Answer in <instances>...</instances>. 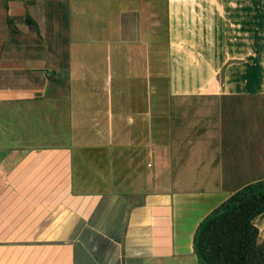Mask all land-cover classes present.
I'll return each mask as SVG.
<instances>
[{"label": "crops", "instance_id": "obj_1", "mask_svg": "<svg viewBox=\"0 0 264 264\" xmlns=\"http://www.w3.org/2000/svg\"><path fill=\"white\" fill-rule=\"evenodd\" d=\"M237 123L250 154L264 0H0V264H76L78 243L199 264L200 222L264 179Z\"/></svg>", "mask_w": 264, "mask_h": 264}, {"label": "trees", "instance_id": "obj_2", "mask_svg": "<svg viewBox=\"0 0 264 264\" xmlns=\"http://www.w3.org/2000/svg\"><path fill=\"white\" fill-rule=\"evenodd\" d=\"M263 214L264 179L235 191L196 229L193 252L199 264H264V239L254 223Z\"/></svg>", "mask_w": 264, "mask_h": 264}, {"label": "rangeland", "instance_id": "obj_3", "mask_svg": "<svg viewBox=\"0 0 264 264\" xmlns=\"http://www.w3.org/2000/svg\"><path fill=\"white\" fill-rule=\"evenodd\" d=\"M211 106L212 105L210 104V107ZM255 113H256V110L254 111L253 114H255ZM235 114H236V112H235ZM246 116H247V114H245L244 120L247 119ZM238 120L239 121L241 120V115L240 114H238ZM237 128H238V130H237ZM237 128H235V130H234L236 132L235 145L237 147L236 152L233 154L234 162L235 163L237 162L240 165V163L243 162V161H245V159L247 158L248 161H250V162L255 161V162H253L254 169H256V170L259 169L260 168L259 162H261L260 161L261 160V157L264 158V133L262 134V132L264 131L263 126L262 125L259 126V131H256L257 130L256 127L254 128V131H255V135H254V138H253V146H254V149L252 148V150H249L250 151V154L243 155V156H241V154L238 153V148L239 149H242L246 145L247 146H250V148H251V142H249L251 140V138H250V136L248 138H245V137H242L241 136V133H239L240 132V130H239L240 129L239 123H237ZM255 150H257L259 152L260 151H263V154H261L259 152L258 153H255ZM260 172H261L260 170L256 171V173H259L262 176L263 173H260ZM255 174H254V177H252V179L251 178L250 179H245V180L243 179V181H241V182H251V180L257 179V177H255L256 176ZM202 188H204V187H202ZM203 202L204 201H201V203H203Z\"/></svg>", "mask_w": 264, "mask_h": 264}, {"label": "water", "instance_id": "obj_4", "mask_svg": "<svg viewBox=\"0 0 264 264\" xmlns=\"http://www.w3.org/2000/svg\"><path fill=\"white\" fill-rule=\"evenodd\" d=\"M76 253V264H96L92 256L81 243L77 244Z\"/></svg>", "mask_w": 264, "mask_h": 264}]
</instances>
